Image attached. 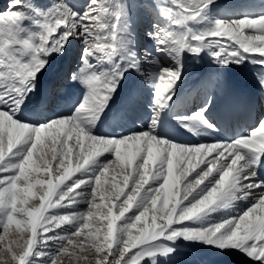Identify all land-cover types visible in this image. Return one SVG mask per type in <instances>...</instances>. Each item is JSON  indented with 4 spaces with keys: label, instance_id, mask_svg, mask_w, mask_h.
I'll return each instance as SVG.
<instances>
[{
    "label": "snow or ice",
    "instance_id": "6c2138e0",
    "mask_svg": "<svg viewBox=\"0 0 264 264\" xmlns=\"http://www.w3.org/2000/svg\"><path fill=\"white\" fill-rule=\"evenodd\" d=\"M157 3L164 23H153L154 50L143 53L126 29L124 0H85L79 8L69 0L46 8L7 0L0 11V264H157L178 238L264 264V119L234 140L208 144H180L157 131L186 57L207 53L221 70L264 69V15L215 19L193 32L216 0ZM77 41L83 48L67 78L85 89L81 102L71 115L25 122V101L49 58ZM103 64L111 67L98 70ZM130 72L152 90L146 127L93 134ZM257 81L264 89V73ZM217 83L210 78L202 90ZM211 104L176 119L193 134L215 131L206 117ZM242 202L248 206L238 214L203 226ZM13 228L15 249L5 238Z\"/></svg>",
    "mask_w": 264,
    "mask_h": 264
},
{
    "label": "bare ground",
    "instance_id": "6f19581e",
    "mask_svg": "<svg viewBox=\"0 0 264 264\" xmlns=\"http://www.w3.org/2000/svg\"><path fill=\"white\" fill-rule=\"evenodd\" d=\"M6 1L0 0V11ZM84 1L69 0L77 8L83 5ZM124 3L127 5L126 29L135 37L136 49L141 47L140 53L154 50L153 42L148 39V33L154 30L153 23L159 21L156 11L157 0H124ZM258 15H264V0H225L216 3L205 13V22L193 24L191 27L193 32H199L215 19H240L246 16L254 18ZM159 22L164 23L163 21ZM78 45L79 42H73L62 62L50 72L45 81L42 80L43 83L37 84V90L30 98L32 103L25 104L23 107L22 117L24 121H43L45 118L56 114L68 115L71 111L76 99H78L81 87H83L80 83L72 82L67 78L70 70L78 64L80 54ZM67 58L74 60L67 63ZM165 62H167L166 59ZM110 67V65L103 64L99 66L98 70H108ZM262 73H264V69L249 63H244L239 67L233 65L227 69H218L211 62L207 53L202 54L199 59L186 57L182 83L169 109L161 114V126L157 131L184 145L208 144L218 140L230 141L242 136L239 135L240 129H230L229 126H224L219 123V118L223 114L229 113L232 104L244 102L249 96H255L260 101L264 100V89L259 87L257 81V75ZM61 76L64 77L62 82ZM213 77L218 80L217 86L211 92H204L202 86ZM194 92L196 95L191 99V102H187V106L180 105L178 107ZM124 96L125 100L123 99ZM151 96L152 90L147 88L143 77L134 72L127 73L126 78L120 82V87L110 101L108 108L93 129V134L120 136L129 131L146 127L152 112ZM209 98L212 104L206 113V117L210 123L214 124L215 131L201 129L198 134L186 131L176 118L191 116ZM258 119H264L263 103L257 110L255 123ZM240 122V119L234 120L232 118L231 126L235 127ZM253 125L247 127L248 132ZM258 175L260 179L264 180V162L261 164ZM247 206L242 202L235 208L224 209L222 212L224 217L222 218L221 212L214 213L204 224L210 226L218 223L220 220L238 214ZM214 256L212 255V257ZM216 257H220L222 260L220 264H252L251 261L234 252L220 253V256L218 253V256L214 258L217 259Z\"/></svg>",
    "mask_w": 264,
    "mask_h": 264
},
{
    "label": "rangeland",
    "instance_id": "374dc122",
    "mask_svg": "<svg viewBox=\"0 0 264 264\" xmlns=\"http://www.w3.org/2000/svg\"><path fill=\"white\" fill-rule=\"evenodd\" d=\"M224 1L225 0H222V1L216 0V3L218 4V3H221ZM33 2L36 5V7H38V8H46L49 6L51 0H33ZM6 4H7V1L5 2V4H3V6L5 7ZM2 10L3 9H1V11ZM28 23L29 22H27V21L25 22L26 25ZM78 48H79V52L81 53L83 45L79 43ZM68 50H70V49H68ZM137 51L140 52L141 47H138ZM64 56H66V54ZM64 56H62V57H50L49 58V66L47 67V69L43 73H41L38 76L37 84H39L40 82L43 83L45 81V79L49 76L50 72L62 62V60L64 59ZM73 60L74 59L67 58L66 62L71 63ZM42 80H44V81H42ZM84 93H85V89L83 87H81V91L79 93L78 99H76V103L71 108V111L68 113V115H71L72 112L75 110L76 106L79 104L81 97L83 96ZM31 96H32V94L25 101V104H28V103L31 104L32 103V101L30 100ZM222 212H224V211H222ZM222 212H221V218L224 217L223 216L224 213H222ZM203 226L208 227L205 224ZM14 233H15V229L14 228L10 229L9 233L6 234L5 238H6V241L8 243L13 244V248L15 249L14 241L17 239V236ZM165 243H167V242H165ZM3 246H4L3 243H0V248H2ZM168 246L172 247L174 249V251L170 255H168L167 257H163V256L158 257L157 258V264H220V262L222 261L220 259V257H216L217 259L214 258L215 256H218L219 252H217L214 249L206 247L202 243H191V242L185 241L183 238H178V239H176L174 244L169 243ZM212 255L213 256L215 255V256L212 257ZM219 256H220V253H219ZM229 264H231V263H229Z\"/></svg>",
    "mask_w": 264,
    "mask_h": 264
}]
</instances>
